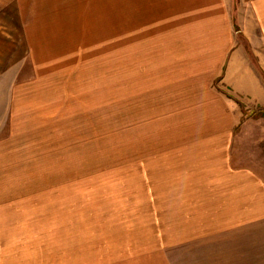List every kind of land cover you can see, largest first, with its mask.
Listing matches in <instances>:
<instances>
[{
	"label": "rangeland",
	"instance_id": "374dc122",
	"mask_svg": "<svg viewBox=\"0 0 264 264\" xmlns=\"http://www.w3.org/2000/svg\"><path fill=\"white\" fill-rule=\"evenodd\" d=\"M260 1L0 0V264H264Z\"/></svg>",
	"mask_w": 264,
	"mask_h": 264
},
{
	"label": "crops",
	"instance_id": "0c3cea01",
	"mask_svg": "<svg viewBox=\"0 0 264 264\" xmlns=\"http://www.w3.org/2000/svg\"><path fill=\"white\" fill-rule=\"evenodd\" d=\"M258 7L256 9V12L258 14V11H264V1H260L258 4ZM261 22V21H260ZM134 27V24H133ZM264 35V34H263ZM251 46H246L243 47L242 52L243 53H237L236 56L233 57V61L232 63L234 65H237V68H240L241 70H244V72H239L238 73V79L240 80V82H242L241 84L243 85H249V92H251V94L255 97H257V99H263L264 100V87L262 84H264L262 82V77H261V73L259 74V77H256L252 74H250L249 69H260V70H264L259 58L257 55H255L252 50H251ZM249 53L253 54V56L251 57L249 55ZM262 60V57H261ZM256 63V65H255ZM259 63V64H258ZM257 79V80H256ZM222 168L226 171V172H233L234 174H239L238 172H244V169H240L239 171H234L231 167V165L229 164V161H222ZM248 171V170H246ZM225 172V173H226ZM249 173H252V171H248Z\"/></svg>",
	"mask_w": 264,
	"mask_h": 264
}]
</instances>
